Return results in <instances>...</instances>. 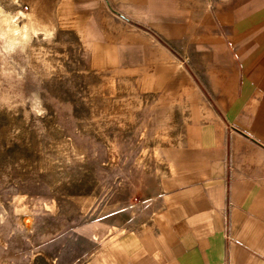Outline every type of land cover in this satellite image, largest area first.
<instances>
[{
	"label": "rangeland",
	"instance_id": "1",
	"mask_svg": "<svg viewBox=\"0 0 264 264\" xmlns=\"http://www.w3.org/2000/svg\"><path fill=\"white\" fill-rule=\"evenodd\" d=\"M175 4L0 0L23 29L0 14V264H101L151 227L208 100L184 73L207 31L167 28Z\"/></svg>",
	"mask_w": 264,
	"mask_h": 264
},
{
	"label": "crops",
	"instance_id": "2",
	"mask_svg": "<svg viewBox=\"0 0 264 264\" xmlns=\"http://www.w3.org/2000/svg\"><path fill=\"white\" fill-rule=\"evenodd\" d=\"M173 25L207 31L184 73L208 100L168 150L151 227L101 264H264V0H176Z\"/></svg>",
	"mask_w": 264,
	"mask_h": 264
},
{
	"label": "bare ground",
	"instance_id": "3",
	"mask_svg": "<svg viewBox=\"0 0 264 264\" xmlns=\"http://www.w3.org/2000/svg\"><path fill=\"white\" fill-rule=\"evenodd\" d=\"M0 14L3 15L4 19H3V24L6 28H8V30L16 35L19 34L20 32H22V28H20V26L16 23V21L14 20V16H12L11 14H8L4 9L0 8ZM29 22H33V19H28ZM32 24V23H31ZM3 26V25H2ZM28 26V25H27ZM21 35V33H20ZM26 39H28V37H26Z\"/></svg>",
	"mask_w": 264,
	"mask_h": 264
}]
</instances>
